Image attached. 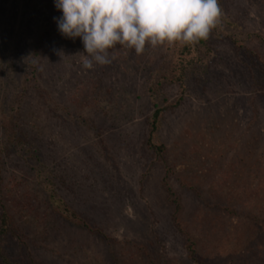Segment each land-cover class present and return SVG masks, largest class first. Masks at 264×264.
<instances>
[{"label":"rangeland","instance_id":"rangeland-1","mask_svg":"<svg viewBox=\"0 0 264 264\" xmlns=\"http://www.w3.org/2000/svg\"><path fill=\"white\" fill-rule=\"evenodd\" d=\"M219 3L241 28L240 41L211 33V54L182 93L165 80L150 89L166 46L141 55L118 46L111 64L85 69L82 39L60 33L55 0H0V112L13 121L18 110L16 134L30 137L44 162L39 177L19 145L1 150L0 200L15 234L4 254L19 264H149V252L154 264H195L173 224L169 189L184 220L207 223L198 236L207 254L216 244L224 255L234 249L264 263V221L253 222L264 218L256 172L264 168V0ZM89 77L102 112L79 109L71 97ZM179 96L160 118L166 148L158 156L146 142L153 105ZM8 137L0 119V143ZM48 170L57 195L90 229L53 212L43 190ZM224 230L225 241L217 236Z\"/></svg>","mask_w":264,"mask_h":264},{"label":"clouds","instance_id":"clouds-1","mask_svg":"<svg viewBox=\"0 0 264 264\" xmlns=\"http://www.w3.org/2000/svg\"><path fill=\"white\" fill-rule=\"evenodd\" d=\"M60 33L80 37L82 65L112 63L120 46L137 55L147 48L195 45L223 26L219 0H55Z\"/></svg>","mask_w":264,"mask_h":264},{"label":"trees","instance_id":"trees-1","mask_svg":"<svg viewBox=\"0 0 264 264\" xmlns=\"http://www.w3.org/2000/svg\"><path fill=\"white\" fill-rule=\"evenodd\" d=\"M228 26V27H225ZM237 32H241V28L235 24H231L227 21L226 18L223 17V26L222 28H218L216 30H213L212 33H215L217 36L221 35L225 36L228 39H232L233 41H236L237 39L240 41V36L238 37ZM39 44L36 46L38 47ZM243 47V46H241ZM166 54L167 57L163 60V64L160 67V69L156 70V74H153L151 76V79L154 81L153 85L150 87V89L154 92H156L159 89V86L163 81L170 82L173 84H176L180 91L183 93L185 90V83L188 76L191 75L192 72H197L202 63H204V59L206 56L211 54V45L209 44V39L207 40H201L199 43L195 45H181V44H175L172 46H166ZM96 87L97 83L95 78L89 77L86 81H83V83L75 85L74 92L72 93L71 97L73 101L77 104L76 106L81 109L82 104L85 105L88 111L91 113L92 111H104V108H100L96 106ZM260 88L264 89V82L261 83ZM43 90V89H42ZM180 99H182V96H179V98L176 99L175 102H169L166 105L156 104L153 105V112L150 115L149 123H150V129L147 133V145L150 149L154 151L155 154L158 156H162L165 152V145L158 139L157 137V130L160 125V118L163 115V113L172 107L174 105H177L176 103H179ZM63 110H67L66 107L61 108ZM18 110H16V116L15 120L12 121L11 115L6 114L4 112H0V119L2 127L5 131V135H8L9 144L7 142L0 143V153L1 150L7 147L6 145H12V147H15L16 145H19L18 148L16 147V151L20 153L22 151L23 153L28 155V158H33V161L37 164L32 165V167L35 169L36 173L39 175V177L44 176L41 175L44 168V162L41 159V155L38 152L37 148L34 147L33 142H29L30 137L20 136L19 134H16L15 128L18 127ZM23 137V138H22ZM15 143L16 145H13ZM1 159V154H0ZM1 163V162H0ZM259 169V170H258ZM256 172L258 175L264 177V168L259 167ZM46 171H44L45 173ZM46 179H44L45 186L44 191H46V195L48 198V201L52 205L53 212H61L66 219H69L73 221L76 225L84 226L88 229H90L89 224L87 221L75 211V209L71 208L69 204L59 195H57L54 187H53V171L48 170ZM260 183L264 184V180H262ZM3 191V177H2V166L0 164V195ZM10 192V191H9ZM169 192V198L171 203H173L174 211L172 214V221L175 225L177 231L183 236V247L186 252V256L189 258L190 261L194 262L195 264H253L250 260V256H247L246 253H240L236 250L232 249L230 251L225 252V255L222 254L220 250H217L215 248L216 244L212 245V251L207 254V250L210 251L205 244L199 242L198 236L201 233L200 227L202 225L207 226V223L202 221H195L194 225L190 222H187L183 219L181 214V204L179 202L178 197L168 189ZM264 195V193H263ZM262 205V203H261ZM263 206V205H262ZM264 209V207H263ZM226 213H230V215H238L239 211H235L229 208H225ZM238 217V216H236ZM239 218V217H238ZM264 218H260L258 216H254L253 222H263ZM198 222V223H197ZM244 224H248L249 229H254V223L243 221ZM241 219L239 218V223H237L236 228L241 229ZM200 224V226H199ZM243 224V225H244ZM12 225V216L10 214V210L8 205L0 200V261L1 264H19L14 259H12L9 255L4 254L2 248L3 245L6 243V237L8 234L15 235L13 232ZM223 234H217V236H223V240L228 238L226 230L222 231ZM264 238V234H263ZM216 239V238H215ZM225 241V240H224ZM227 241V240H226ZM260 242V241H259ZM141 246H139L140 248ZM142 248V247H141ZM146 249V248H144ZM147 256L149 257V264H154V260L151 258V255L149 252L147 253ZM130 264V263H129ZM264 264V263H263Z\"/></svg>","mask_w":264,"mask_h":264}]
</instances>
